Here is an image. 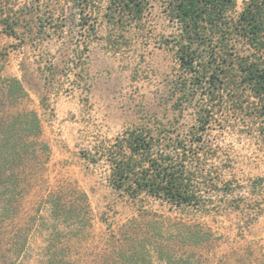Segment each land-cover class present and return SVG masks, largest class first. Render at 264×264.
Returning a JSON list of instances; mask_svg holds the SVG:
<instances>
[{
	"label": "trees",
	"instance_id": "obj_1",
	"mask_svg": "<svg viewBox=\"0 0 264 264\" xmlns=\"http://www.w3.org/2000/svg\"><path fill=\"white\" fill-rule=\"evenodd\" d=\"M54 1L50 13H39L41 0L18 9L0 0V29L15 36L18 29L39 34L47 25L58 28L57 17L65 8L61 3L76 8L78 24H89L94 35L99 23H89L87 16L102 3L101 21L108 30L104 39L113 49L123 43L124 31L141 29L156 7L171 27L158 42L173 60L163 90L155 94L158 108H144L139 121L117 134L101 153L109 165V186L138 207L136 216L118 229L124 238L111 244L107 255L110 264H150L146 257L151 252L162 264H193L190 257L201 252L210 231L183 222L174 230L175 239L164 241L162 216L143 208L144 199L201 211L219 184L218 175L210 178L205 171L213 126H240L246 135L264 138V0ZM47 70L53 74V67ZM0 80V264H26L22 254L31 241L21 223L29 225L26 219L37 212L36 217L51 219L57 233L60 224L78 222L77 204L87 206V212L90 205L86 192L69 191V181H49L50 149L40 115L30 108L29 93L37 90L25 67L20 66L19 76L0 75ZM253 180L254 188L262 182L261 177ZM32 194L45 214L39 208L24 209ZM51 235L43 240L48 250L37 254L36 264H68V255L57 251L59 244V251L67 249L68 239L54 245Z\"/></svg>",
	"mask_w": 264,
	"mask_h": 264
},
{
	"label": "rangeland",
	"instance_id": "obj_2",
	"mask_svg": "<svg viewBox=\"0 0 264 264\" xmlns=\"http://www.w3.org/2000/svg\"><path fill=\"white\" fill-rule=\"evenodd\" d=\"M6 1L13 9L30 5V0ZM41 1L39 13H50L57 5L54 0ZM61 4L65 8L57 17L58 28L47 25L39 34L18 29L15 36L0 29V75L19 76L20 66L25 67L37 90L29 93L30 108L40 115L50 149L49 181L64 179L71 183V193L86 192L90 212L77 204L78 222L60 224L56 233L51 219L36 217L33 211L39 208L45 214V208L36 194L30 195L24 209L33 210L34 218H27L29 225L21 223L20 229H27L31 242L22 255L26 264H36L37 254L48 250L43 240L51 233L54 245L68 239L67 249L59 251L60 244L57 248L68 255V264H110L107 250L122 241L118 229L136 216L138 207L109 186V165L101 153L117 134L139 121L144 108H158L156 91L163 90L164 77L173 65L171 53L158 42L171 27L156 7L141 29L124 31L123 43L113 49L104 39L108 30L101 21L102 3L98 12L87 16L89 23H99L96 35L89 24H78L76 8ZM50 66L53 74L46 72ZM206 144L211 157L205 161V171L210 178L219 177L209 204L201 211H182L146 198L143 208L162 216L160 227L168 234L162 235L164 241L174 240V230L183 222L210 231L201 252L190 257L193 264H264V138L248 136L240 126L216 123ZM257 177L262 182L254 188ZM147 259L162 264L154 252Z\"/></svg>",
	"mask_w": 264,
	"mask_h": 264
}]
</instances>
